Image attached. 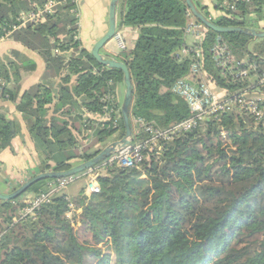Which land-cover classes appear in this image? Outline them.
<instances>
[{"label": "trees", "instance_id": "obj_1", "mask_svg": "<svg viewBox=\"0 0 264 264\" xmlns=\"http://www.w3.org/2000/svg\"><path fill=\"white\" fill-rule=\"evenodd\" d=\"M50 1L57 3L52 13L19 27L22 14L37 12ZM213 1L216 10H225L223 17H212L201 0L195 3L217 25L264 30V0ZM78 2L0 0V40L8 37L38 53L47 67L43 81L21 95L24 78L36 71V63L0 64V101L15 104L26 121L41 160L40 173L68 171L76 166L73 161L86 162L103 150L90 153V148L117 133L126 135L118 95L125 88L124 74L101 66L82 47ZM226 3H236L237 10H226ZM193 21L199 23L185 0L119 4L118 31L137 32L134 43L119 55L134 87L133 143L149 137L139 128V119L168 130L191 118L186 101L172 88L180 79H194V64L202 65L223 101L253 90L258 73L251 67L264 72V39L217 34L201 23L204 41L197 58V45L188 44L185 34ZM219 36L241 68L236 64L224 71L214 62L211 49ZM185 48L188 55L182 54ZM239 69H250L249 76L238 78ZM113 107L109 121L89 117L103 116ZM18 135L8 115L0 113V152L12 149ZM87 140L88 149L78 154ZM146 157L139 169L114 167L103 173L100 193L83 190L72 198L75 223L67 217L71 209L65 192L33 216H23L29 201L22 198L49 192L56 180L39 182L14 201L0 200L3 263L264 264V121L232 109L165 142L160 159L155 153Z\"/></svg>", "mask_w": 264, "mask_h": 264}, {"label": "built area", "instance_id": "obj_2", "mask_svg": "<svg viewBox=\"0 0 264 264\" xmlns=\"http://www.w3.org/2000/svg\"><path fill=\"white\" fill-rule=\"evenodd\" d=\"M242 2H252L254 0H238ZM57 6V3L50 1L44 8L39 9L37 12H31L28 14H22L19 18V27L26 26L27 24L39 23L44 19L45 14L52 13L53 9ZM225 9L231 12L237 10V4H225ZM264 24V21H263ZM17 29V28H15ZM262 31V30H260ZM264 31V30H263ZM186 37H192L194 39L192 45L196 48V57L201 58L199 51L202 45L203 28L202 25L193 21L186 29ZM114 40L117 42L121 51L127 49V42L123 33L117 32ZM199 47V48H198ZM190 50L188 48L183 49L182 54L188 55ZM214 62L217 66L226 71L231 70L236 64L238 68H241L242 63L237 62L236 57L229 49L227 43L222 37H217L215 43L211 49ZM257 74V80L253 85V90L244 93L241 96H237L231 100H221L220 93L216 94L213 89V85L206 78L202 65L196 63L192 66V75L194 79H180L172 88V93L176 96L184 99L191 112V118L185 120L168 130L157 129L151 125H147L144 120L139 119L137 124L139 128L144 130L149 137L138 143H131V145L115 153L112 157L102 163L100 166L91 169L83 174L87 178V194H98L101 192L99 185V177L114 167L122 168H134L139 169L141 164L147 158L146 155L155 153V156L160 159L162 152L164 151L165 142L170 141L174 137L181 135L182 133L193 130L202 121L216 120L223 114L237 109L241 112L249 113L254 116L256 121H264V72H261L257 67H251ZM250 74V69H239L237 73L238 78H246ZM105 100L113 101L115 97H106ZM116 111L113 107L110 111H106L103 116H99V123L109 121L111 114ZM119 118L115 119L114 127L118 128ZM80 176H74L64 179H57L50 185V190L47 193L40 194L31 201L28 202V207L25 208L23 216H33L42 205L49 202L51 198L60 193H64L67 189L79 179ZM67 201L70 203L69 207L72 213H75V206L71 203V200L67 197ZM69 214V215H70ZM71 215L68 217L72 219Z\"/></svg>", "mask_w": 264, "mask_h": 264}, {"label": "crops", "instance_id": "obj_3", "mask_svg": "<svg viewBox=\"0 0 264 264\" xmlns=\"http://www.w3.org/2000/svg\"><path fill=\"white\" fill-rule=\"evenodd\" d=\"M102 4L101 11L99 9L89 8L87 12L82 17V3L86 0H81L79 3V18H80V34L79 40L82 44V47L88 51H92L96 43L106 34L108 30V17H109V7L111 0H99ZM202 4L208 8V11L214 18H220L224 16L225 10H216V6L213 0H201ZM97 11V19L94 18V12ZM82 18L84 20H89L85 22L84 27L82 28ZM256 20L255 17L252 18ZM97 22L96 27L93 28V23ZM263 27V22L260 23ZM263 31V30H262ZM125 35L127 44L131 45L134 43L137 32L134 29L126 28L122 31H118ZM188 43V39H187ZM189 44V43H188ZM102 55L105 57H111L118 61L119 55L122 53L117 42L113 39L109 42L105 48L101 51ZM23 60L34 61L37 65L35 72L30 73L25 76L21 95L28 91L33 86L40 84L45 78L46 74V64L43 58L36 52H32L25 48L20 43L15 42L13 39L4 38L0 40V64L7 65L9 62H16L22 64ZM60 80H56V84H59ZM0 113H6L10 121L14 122L16 129L19 132V135L13 140V148L0 152V191L7 194L9 191H12L14 187L19 185L20 175H25L29 170L39 169L40 166V157L35 150V146L32 140V137L28 131L26 121L24 120L21 113L17 111L16 105L10 102L0 101ZM52 115V112H51ZM93 120H99L98 115L89 116ZM91 142L87 140L84 144ZM83 177L86 180L87 188V178L81 175L79 178ZM69 189V188H68ZM67 189V197L75 198L78 195L69 194Z\"/></svg>", "mask_w": 264, "mask_h": 264}, {"label": "water", "instance_id": "obj_4", "mask_svg": "<svg viewBox=\"0 0 264 264\" xmlns=\"http://www.w3.org/2000/svg\"><path fill=\"white\" fill-rule=\"evenodd\" d=\"M187 6L191 10L193 16L201 23L204 27L210 29L217 34H231L240 33L246 36L252 37L255 40L264 39V31L243 28V27H221L217 25L212 19L208 18L196 5L195 0H185ZM121 0H111L109 7V17H108V30L106 34L96 43L91 51L94 59L101 66L111 69L119 70L124 74V85H125V96L124 102L121 107V113L124 120V125L126 129V135L119 141L109 144L105 149H103L96 157L83 162L79 165L74 166L68 171L58 172V171H48L45 173L37 174L32 177L18 189L14 190L10 194H5L0 191L1 201H14L19 197L26 194V192L35 184L46 181V180H57L64 179L74 176H81L87 171L96 168L97 166L104 163L110 157H112L118 151L124 149L125 147L131 145L133 142V127L131 124V110L134 96V87L132 82V76L128 66L111 57H105L102 55L101 51L105 46L111 42L117 32H118V8ZM12 129L15 131V124L11 121Z\"/></svg>", "mask_w": 264, "mask_h": 264}, {"label": "rangeland", "instance_id": "obj_5", "mask_svg": "<svg viewBox=\"0 0 264 264\" xmlns=\"http://www.w3.org/2000/svg\"><path fill=\"white\" fill-rule=\"evenodd\" d=\"M81 2V0H79V2L78 3H80ZM80 5V4H79ZM101 6H102V4L100 3V1L99 0H86V2H84V3H82V17H83V15H85L87 12H85V11H87V9H88V7L89 8H92L93 7V9H99L100 11H101ZM79 17V16H78ZM84 18V17H83ZM82 18V23H81V25H82V28L84 27V25H85V22L86 21H89V20H84ZM94 18H96L97 19V11H95L94 12ZM80 19V18H79ZM90 22V21H89ZM93 28L94 27H96V25H97V22H94L93 24ZM78 39H79V37H78ZM193 41H194V39L192 38V37H189L188 38V43L189 44H192L193 43ZM130 45V44H129ZM128 44H127V46H129ZM119 59H121V57L119 58ZM214 90V92L216 93V94H218V93H220V90H218V89H213ZM119 103H120V106L122 107V104H123V102H124V96H125V88L124 87H120L119 88ZM135 122V121H134ZM136 124V123H135ZM122 138L120 137V133H117V134H115L114 136H112V138H110L109 140H108V142H106V144H102V145H97V146H95V147H92V148H90L89 149V151L88 152H90V153H93V152H95V151H97V150H100V149H105L109 144H111V143H113V142H116V141H119V140H121ZM91 142H89V143H87V144H84V143H82L81 144V146H80V148L77 150V153L78 154H80V155H83L84 153H85V149H88L87 147H89V144H90ZM83 162H85V161H73V163H77L76 165H79V164H81V163H83ZM50 171H52V170H50ZM37 174H40V171H39V169H36V170H29L25 175H20L19 176V178H20V183H19V185H17L16 187H14L13 189H12V191H9L7 194H10V193H12L14 190H16V189H18L20 186H22L24 183H26L28 180H30L32 177H34V176H36ZM1 186V185H0ZM84 187H86V180L83 178V177H81V178H79V179H77L76 180V182H74L70 187H69V189H68V193L69 194H75V195H78V194H80L81 192H82V189L84 188ZM86 191V190H85ZM67 192V191H66ZM65 192V193H66ZM70 200H71V203L73 204V202H72V198H70V197H68ZM32 199H34V195H32V194H28V195H25L23 198H22V200H23V202L24 201H31ZM74 205V204H73ZM75 206V205H74ZM71 212L69 211L68 212V217L71 215L70 214ZM70 214V215H69ZM76 216V212L75 213H72V215H71V217H72V219H70L73 223H75V220H74V217ZM3 256V255H2ZM3 257L2 258H0V264H4L3 263Z\"/></svg>", "mask_w": 264, "mask_h": 264}]
</instances>
